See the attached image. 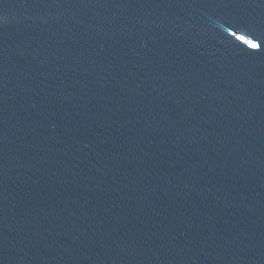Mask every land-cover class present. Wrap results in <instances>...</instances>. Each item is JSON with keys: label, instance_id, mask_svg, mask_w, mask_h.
Wrapping results in <instances>:
<instances>
[{"label": "water", "instance_id": "1", "mask_svg": "<svg viewBox=\"0 0 264 264\" xmlns=\"http://www.w3.org/2000/svg\"><path fill=\"white\" fill-rule=\"evenodd\" d=\"M0 264H264V0H0Z\"/></svg>", "mask_w": 264, "mask_h": 264}]
</instances>
